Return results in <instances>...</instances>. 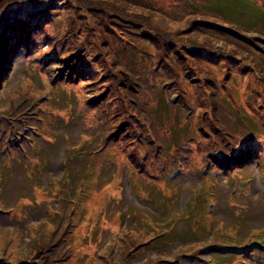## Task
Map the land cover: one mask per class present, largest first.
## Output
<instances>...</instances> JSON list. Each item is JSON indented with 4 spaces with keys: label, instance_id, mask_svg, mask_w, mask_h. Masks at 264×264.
Returning a JSON list of instances; mask_svg holds the SVG:
<instances>
[{
    "label": "rangeland",
    "instance_id": "obj_1",
    "mask_svg": "<svg viewBox=\"0 0 264 264\" xmlns=\"http://www.w3.org/2000/svg\"><path fill=\"white\" fill-rule=\"evenodd\" d=\"M103 1L88 0L87 3L80 4L78 0H0V57H10L15 51L10 66L12 70L8 69L5 80L1 81L3 76H0V133L16 130L15 121L18 117L25 123L41 121L44 126L55 124L52 130L54 136L40 141L41 149L34 155L39 168L29 166L28 170H13L11 166H4L8 160L17 162L20 159L15 157L22 155L20 146L16 143L19 140L23 146L26 142L20 136L19 139L9 137V150L0 155V168L4 166L0 169V180L6 181L5 186L0 188V198L8 207H14L18 201L23 203L8 210L9 219L1 222L0 260L13 264L14 261L31 255L35 250L33 248L42 244L35 237L38 226L52 229L51 223L44 216V209L46 204L58 202L59 194L69 190L68 186L56 179L67 173L66 166L62 163L65 151L87 141L88 135L96 128L105 129L108 125V129L126 123L130 127L124 133L115 131L107 136L108 131L104 130V135L97 134L102 138V147L86 151L84 156L89 158L90 164L84 168V178L77 181L78 185L82 183V190L76 192L69 201L77 203L84 199L75 207L78 213L75 217V228H67L64 233L71 235L73 247L78 251L87 248L83 253L88 257L89 264H112L114 258H119L121 264H127L122 253L131 255V264H177L178 257H183V253L188 256L184 261L187 264L191 258L197 257L199 262L194 264H261L264 249L258 246L259 242L251 244L250 248L255 253L246 256L244 262L229 253L205 251L210 247L205 243L190 245L198 235L202 237L207 226L210 228L209 224L202 222L204 218L198 219L195 229H190L184 219L180 220L182 225L172 229L175 240H182V243L189 245L169 243L165 251L161 249V252L155 254L153 249H146L139 256L136 252L151 242L153 234L150 231L158 230L145 227L150 226L148 223L155 224L157 220L150 219V215L146 213L148 207L143 198L131 195L137 198L135 200L127 193L126 186L121 185L122 176L120 170L118 171V163L131 166L136 162V158H132L130 153L134 148L128 146L130 138L126 134L133 133V122L130 120V109L125 104L126 98L134 95L129 91L132 80H137L134 76L147 75L146 84L155 88L162 87L164 93H174L173 97L180 96L184 100V112H191L189 123L198 133L202 127L201 118L207 117V113L210 114L208 94L211 92V85L221 82L225 76V68H231L235 76L233 80L237 81L235 88L240 105L244 99L247 100L250 88H255L258 80H264L263 71L258 69L253 60L258 54L259 46L252 40L251 35L240 29V25L238 28L236 24L222 18L207 16L212 11L207 7H200L201 0H105L106 6L89 9V3L99 5ZM217 1L215 4L223 9H231L234 5L241 4L239 1L219 0V5ZM256 1L264 5V0ZM247 13L252 16L256 14L252 9H247ZM70 22L75 29L81 31L79 34L71 29ZM258 22L260 26H264V21ZM12 28L19 32L7 35ZM20 31L24 33L21 35ZM87 31L92 34L87 35ZM28 40L31 44H27ZM167 40L175 41L178 46L180 40L185 41L188 51L167 47ZM63 48L65 49L62 52ZM130 53H134L133 59ZM48 55L50 56L47 57ZM142 57L147 61L148 71L140 65H132ZM246 57L249 59L247 62L244 60ZM65 63L78 67L64 69ZM85 68L87 75L83 76L79 71ZM62 69V78L54 81V77ZM238 76L244 81L239 83ZM178 79L180 83L176 85ZM246 85L250 88L246 89ZM261 90L257 94L258 112L255 116L264 131L263 85ZM18 101L19 104L14 106ZM53 107L60 110L56 117L50 113ZM16 108L18 109L14 112L13 109ZM71 110L74 112L73 118L70 117ZM218 115L225 118L222 112L217 117ZM111 119L113 123H110ZM208 128L209 131L204 128L203 133L207 132V136L203 137L199 149H217L228 156L231 150L225 145V133L215 129L219 131L215 136L212 135L214 128L209 124ZM238 132L241 139L247 136L240 129ZM98 137L95 141H100ZM262 142L263 148L264 139ZM110 146L127 148L128 155L116 157L118 163H112L113 170L105 162L103 154L104 149ZM251 147L254 154L259 155L258 164L254 157L246 164L233 166V172L228 177L238 173L235 168L245 166L243 172L239 171L241 174L237 176L240 179L238 181H229L221 168L222 176L215 185L221 195L225 189L229 190L232 183L244 184L241 185L245 186L243 200L247 197L250 209L255 213L257 211L253 216H245L237 211L227 212L224 207L221 208V203L215 207L213 219H223L226 227L221 235L232 238V241L242 238L246 225L255 231H261L259 228L264 227V189L256 182L259 170L264 172V150L261 151L256 140ZM135 170H139L141 176L146 174L143 168L136 167ZM87 178L89 179L85 180ZM245 179L247 181L244 183ZM48 180H51L53 186L42 189L46 184L43 182ZM194 182V185L200 183ZM183 188V183L176 187L178 200L172 208V214L184 213L183 204L187 195ZM103 190L104 196L101 194ZM252 193L253 196L249 198ZM257 197L258 202L255 200ZM173 198L171 193H165L166 200L171 202ZM93 212L100 217L96 224L86 221L89 213ZM141 217L147 219L144 228L148 231L143 232L142 227L135 229L138 226L136 221ZM71 218L74 219L73 216ZM40 219L45 222H39ZM212 221L211 219L209 223ZM157 225H160L161 232L166 223L160 222ZM215 231L210 233L214 235ZM232 231H237L238 234L233 235ZM43 234L50 235L46 231ZM167 237L168 235L165 238ZM205 238H210L208 233H205ZM68 254H71L70 251ZM80 260H74L72 264H80Z\"/></svg>",
    "mask_w": 264,
    "mask_h": 264
},
{
    "label": "trees",
    "instance_id": "obj_2",
    "mask_svg": "<svg viewBox=\"0 0 264 264\" xmlns=\"http://www.w3.org/2000/svg\"><path fill=\"white\" fill-rule=\"evenodd\" d=\"M201 1L205 3V5L201 2L200 7H207L212 11L211 13L206 14L207 16L211 15L215 19L222 18L226 22L236 24L238 28L240 25L241 30H244L252 36V40L257 43V46H259V49L257 50L258 54L253 60L256 62L258 69L262 70L264 74V26H260V23L258 22V20L264 21V5L256 0H231L236 2L239 1L241 4L240 6L234 5L231 9H227L225 7V10L230 11L228 12L215 4V1L217 0ZM78 2L83 4L87 3L88 0H78ZM208 3L209 6H206ZM217 3L220 5L219 0ZM106 5L107 2L105 0L99 5L89 3V9L91 7L96 8L97 6ZM89 9L88 13L91 15ZM247 9L254 10L256 14L254 16L249 15L247 13ZM135 26L137 27V24H135ZM70 27L75 33L79 34L81 32L73 27L72 22H70ZM189 27H191V25H189ZM13 30L14 28H12L7 35L19 32L17 30ZM20 33L22 35L24 32L20 31ZM86 34L91 35L92 33L91 31H87ZM167 41V47L169 48L177 51H188L185 47V41L183 40H180L179 46L175 41ZM27 44H31L30 40L27 41ZM64 49L65 48L62 49V52ZM260 51H262V53H260ZM202 53L204 52H200V54ZM14 56L15 51H13L9 58L0 57V76H3L1 81L7 78V71H9L8 69L11 66ZM49 56L50 55L47 57ZM130 56L131 59H133L135 55L134 53H130ZM244 60L247 62L249 59L246 57ZM71 65H67V63H65L64 69H76L78 67V65ZM132 65H140L146 70L148 68L147 61L144 60L143 57L141 60H138L136 64L135 62L132 63ZM10 70H12V68H10ZM156 70L158 71V68ZM58 72L59 73L54 77V81L62 78L63 69ZM79 72L83 76L85 74L87 75L86 68ZM185 76L186 75H184V77ZM233 77L235 79L231 68H225V76L221 79V82L211 85V92L208 94L211 105L210 114L208 115L207 113V117L201 118L200 124L202 127L199 128L201 131L197 133L194 131L193 125L189 123L191 112L190 110L184 112V100L180 96L179 98L173 97L174 93L169 91L164 93L162 87L155 88L151 84H146L148 79L147 75L139 77L134 76L137 80H132L129 90L134 95L127 97L125 104L128 109H130V120L133 122L131 124L133 126V133L126 134L129 135L130 138V145L128 146L134 148V150L131 149L130 153L132 158H136V162L135 164H131V166L118 163L116 157H128L126 153L127 148L125 149L121 146L107 147L104 149L103 154L105 155V162L112 170L113 162L120 165L118 171L120 170V175L122 176L120 179L121 185L123 187L124 184L128 186V194L130 196L138 195L139 199L143 198V201L147 202L146 204L141 202L148 207L146 213L150 215V219L152 218L155 221L157 220L155 224L148 223L150 226L146 227L144 226L146 225V218L141 217L136 221L138 226L135 229L139 230L142 227L143 232L148 231L147 229H158L150 231L151 234H153L151 236V242L148 246L142 247V249L136 252L139 256L143 255L144 250L146 249H153L155 254L156 252H161L162 250L165 251V249L169 246V243L184 246L185 243H182V240H175V235H172V229H176L179 225H182L180 223V220L182 219H184L185 224L188 222L190 229H195L197 227V223H199V218H204V221L202 222H205L207 225L209 224L210 228L208 229L207 226L205 228V233H208L210 238L206 239L205 233L202 237H198L200 236L198 235L197 238H195L196 240L190 245L205 243V245H210L209 249H205V251L215 250L222 253H229L234 256V258L239 260L240 256L243 255L244 252H249L251 244L254 245L259 242L258 246L264 249L263 226L259 228L261 231H255L252 230L249 225H246V230L243 232L244 235L242 238H235V240L232 241V238L230 239L227 236L221 235L226 227L223 219H213V210L217 205L220 206V203L222 204L221 208L224 207L227 212L237 211L245 216H253L257 213V211L255 213L254 210L250 209L247 197L243 200L245 187L241 186L243 184L237 185L232 183L229 190L225 189V192L221 195L219 194V190L215 189V185L222 176L221 167L228 169L231 165L242 164L241 158L243 160L251 159L255 155L251 147V145L254 146L255 140L258 146H260L261 151L264 150V147H261L263 145L262 141L264 139V131L262 130L261 125H259L260 121L258 123L255 116L258 112L256 110L258 102V100H256L257 94L262 92L261 86L263 85L264 87V80H258V84H256L255 88H250L246 85V89L250 88L249 96L247 97V100L243 98V104L240 105V101L237 96V89L235 88V82L237 83V81L233 80ZM66 78H68V75H66ZM254 80H257L256 75L254 76ZM238 81L241 83L244 80L238 76ZM179 83L180 80L178 79L175 84L178 85ZM50 89H52V87H50ZM29 95L30 94H28V97ZM18 104L19 101L14 104V106ZM243 107H246L247 109L244 110ZM17 109L18 108L13 109L14 112ZM36 109L40 110L39 107ZM58 112H60V110L53 107L50 113L53 117H56L58 116ZM221 112L225 115V118L221 115H218L219 118L217 117V114ZM12 116L16 118L14 115ZM70 117H74L73 110H71ZM110 123H113L112 119ZM15 124L17 126L16 130L12 132L5 131L7 133H0V155H2L6 150H9V137L19 139L18 136H20L26 142L22 146L18 140L16 144L20 146L22 155L15 157L20 159L17 160V162L8 160L5 162L4 166H11L13 170L14 168L28 170L29 166L31 168L34 166L35 168H39L36 166L37 164L35 163L34 155L37 150L41 149V145L39 144L40 141L43 142L44 140H48L49 136H54L52 130L55 127V124L53 126H44L41 121L34 123L26 121L25 123L23 120L19 119V117L15 121ZM208 124L210 127L212 126L214 128L212 135L214 134L216 136L220 130L225 133V145L230 147L231 151L229 155L233 154L232 156L221 154L217 149L205 148L202 151L199 149L203 137L207 136V132H205L206 134L203 133L204 128L209 131ZM107 126H105V129L97 130L96 128L88 135L87 141H82L78 143L74 149L70 148L65 151L66 153L62 157V163L65 164L67 173L61 178L56 179L63 185L68 186L69 190L65 193L59 194L60 197L58 198L60 200L58 202H54V204L48 203L45 205L44 209V216L48 219V222L51 223L52 229L47 230L45 226H38L37 235L35 237L38 240V243L41 241L42 244L33 248L35 250L31 255L16 260L13 264H72L74 260L80 259V264H89L88 257H86L83 253V251L87 250V248H84L82 251H78L77 248L73 247V238L71 235L64 232L67 228H75V217L78 216L77 211H75V207L84 200L83 199L77 203H73V201L69 202L72 197L75 196L76 192L80 190L82 183L78 185L77 181L80 182L81 179L84 178V168L90 164L87 163V157L84 156L86 151L95 148L100 149L102 147V145H100V142L103 143L102 138L97 136L98 133L104 135L103 132L106 130L108 131V136L112 135L115 131L124 133V130H128L130 127V125H127L126 123L108 129ZM215 129H218L219 131ZM238 129L247 135L244 139L238 137ZM202 133L204 135H202ZM261 133L263 135H261ZM96 137H98L100 141H95ZM216 142L218 141L216 140ZM30 143L32 144L31 146L29 145ZM136 167L139 169L143 168L146 171V174L141 176L139 174V170H135ZM240 174L241 172L239 173L238 171L233 178H236ZM183 178H185V180ZM233 178L227 176L229 181H234ZM85 180H88V178ZM188 180L191 182H187ZM259 180L260 182H264V174L260 175ZM194 181L200 182L199 185H194ZM246 181L247 179L244 180V182ZM5 182L6 181L3 179L0 180V188L5 186ZM43 183L46 184H44L42 189H49L53 186L51 180ZM180 183L184 184L183 190H185L187 195V200L185 201V204H183L184 213L182 215H178L177 212H175L176 214H172V212H174L172 208L178 200L176 187L179 186ZM262 191L263 189H261V192ZM32 192L34 193L33 189ZM165 193H171L174 197L173 201L170 202L166 200ZM101 194L104 196L105 191L103 190ZM253 194L254 193H252L249 198H251ZM131 197L137 200L136 197ZM255 200L257 201L258 197L255 198ZM21 204H23L22 201H18L16 204L17 206L8 207L0 198V226L2 225L1 222L3 220L9 219L7 211L14 209ZM131 204L134 206L133 203ZM47 209L49 212H47ZM236 209L242 211H238ZM139 210L145 213V211L140 208ZM89 214L90 216L86 221L96 224L100 217L94 212ZM72 216L74 219L71 218ZM211 219L213 221L209 223ZM39 222L45 221L40 219ZM160 222L166 223L165 228L161 230V232H159L160 225H157ZM202 222L200 221V223ZM214 230H216L215 234L212 235L210 232H213ZM43 231L50 233V235L44 236ZM232 233L233 235L238 234L237 231H232ZM164 234L166 236L168 235V237L165 238L166 236ZM148 237L150 238V236ZM163 238L165 239L162 241ZM212 239L213 241H211ZM111 250L112 249L109 251L111 252ZM68 251H70L72 255L68 254ZM121 255H123V260H125L127 264H131V255L123 253ZM185 255L186 254L183 253V257H178L179 262H177V264H183L185 259L188 257ZM260 255H263V253H260ZM120 262L121 260L119 258L112 259V264H121ZM196 262H199L198 257L191 258L188 264H194ZM0 264L9 263H4L0 260Z\"/></svg>",
    "mask_w": 264,
    "mask_h": 264
},
{
    "label": "bare ground",
    "instance_id": "obj_3",
    "mask_svg": "<svg viewBox=\"0 0 264 264\" xmlns=\"http://www.w3.org/2000/svg\"><path fill=\"white\" fill-rule=\"evenodd\" d=\"M13 65V64H12Z\"/></svg>",
    "mask_w": 264,
    "mask_h": 264
}]
</instances>
